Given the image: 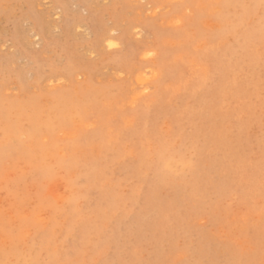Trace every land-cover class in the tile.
Segmentation results:
<instances>
[{
  "label": "rangeland",
  "instance_id": "rangeland-1",
  "mask_svg": "<svg viewBox=\"0 0 264 264\" xmlns=\"http://www.w3.org/2000/svg\"><path fill=\"white\" fill-rule=\"evenodd\" d=\"M261 4L0 0V264H259Z\"/></svg>",
  "mask_w": 264,
  "mask_h": 264
},
{
  "label": "snow or ice",
  "instance_id": "snow-or-ice-1",
  "mask_svg": "<svg viewBox=\"0 0 264 264\" xmlns=\"http://www.w3.org/2000/svg\"><path fill=\"white\" fill-rule=\"evenodd\" d=\"M8 5H5V8H7ZM261 7L264 8V0H262ZM111 46V45H110ZM148 55H152V53H148ZM241 264H253V262H241ZM259 264H264V259H262Z\"/></svg>",
  "mask_w": 264,
  "mask_h": 264
},
{
  "label": "bare ground",
  "instance_id": "bare-ground-1",
  "mask_svg": "<svg viewBox=\"0 0 264 264\" xmlns=\"http://www.w3.org/2000/svg\"><path fill=\"white\" fill-rule=\"evenodd\" d=\"M211 1V0H210ZM192 4V3H191ZM218 5V4H217ZM220 15V14H219ZM220 22V21H219ZM223 23H225V22H223ZM170 26H172V25H170ZM243 26V25H242ZM235 33V32H234ZM201 43V42H200ZM207 48V47H206ZM143 58V57H142ZM141 58V59H142ZM156 58V57H155ZM152 70V69H151ZM142 74V73H141ZM144 78V77H143ZM151 79V78H150ZM154 79V78H153ZM147 86V85H146ZM199 88V87H198ZM144 89H146L145 87H144ZM143 90V89H142ZM146 91V90H145ZM142 93V92H141ZM259 183V182H258Z\"/></svg>",
  "mask_w": 264,
  "mask_h": 264
}]
</instances>
